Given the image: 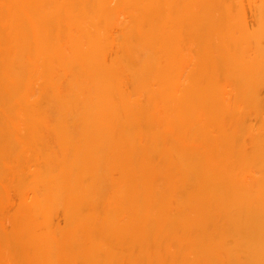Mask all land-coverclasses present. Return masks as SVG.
<instances>
[{"label": "bare ground", "instance_id": "1", "mask_svg": "<svg viewBox=\"0 0 264 264\" xmlns=\"http://www.w3.org/2000/svg\"><path fill=\"white\" fill-rule=\"evenodd\" d=\"M0 264H264V0H0Z\"/></svg>", "mask_w": 264, "mask_h": 264}]
</instances>
